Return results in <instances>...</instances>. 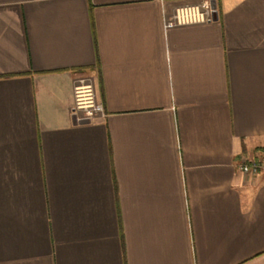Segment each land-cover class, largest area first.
Wrapping results in <instances>:
<instances>
[{"label":"crops","instance_id":"obj_1","mask_svg":"<svg viewBox=\"0 0 264 264\" xmlns=\"http://www.w3.org/2000/svg\"><path fill=\"white\" fill-rule=\"evenodd\" d=\"M197 1L0 0V264H264V0Z\"/></svg>","mask_w":264,"mask_h":264},{"label":"built area","instance_id":"obj_2","mask_svg":"<svg viewBox=\"0 0 264 264\" xmlns=\"http://www.w3.org/2000/svg\"><path fill=\"white\" fill-rule=\"evenodd\" d=\"M219 11L213 0H198L196 3L179 6L171 15L163 16L165 30L189 25L207 24L216 20ZM72 114L78 121H91L103 115V107L97 100L95 82L91 77H81L73 86ZM262 167L260 159L243 161L239 165L242 173L256 176Z\"/></svg>","mask_w":264,"mask_h":264}]
</instances>
